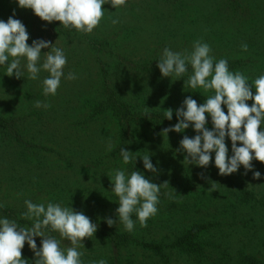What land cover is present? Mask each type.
I'll return each instance as SVG.
<instances>
[{"label": "rangeland", "instance_id": "rangeland-1", "mask_svg": "<svg viewBox=\"0 0 264 264\" xmlns=\"http://www.w3.org/2000/svg\"><path fill=\"white\" fill-rule=\"evenodd\" d=\"M229 3H233L230 8ZM236 4L248 7L251 16L245 17L242 11H236ZM103 9V19L92 33L73 27L78 37L69 41L68 35L59 34L55 21H42L32 10L21 9L16 0H0V20L6 22L15 11L14 18L26 26L30 35L29 45L40 39L54 45L59 39L57 47L62 48L67 57L65 77L69 72L77 77L74 80L62 77L57 94L45 96L42 81L49 73L41 71L39 78L32 80L24 68L21 79H16L7 76V65H0V205H3L0 215L21 227H31L33 220L24 216L26 200L45 205L58 203L90 216L104 233L115 238L123 236L112 244L107 235L98 232L86 238L85 247L79 248L84 253L82 264L113 259V253L116 261L146 264L144 251L136 249L139 244L133 243L157 239L168 244L192 226L211 220L245 223L243 226L261 221L255 215L258 210L252 203L242 202L241 194L245 191L263 195L264 163L253 160V171L245 174L241 166L236 173L221 176L215 166L214 152L207 168L183 162L186 153L177 149L183 136L196 135L192 127L183 133L170 132L167 138L161 135L163 130L158 133L145 124L136 123L130 146L125 149L133 153V159L125 164L122 156L116 154L117 121L107 107V110L102 108L106 98L102 97L100 70L104 67L102 64L115 66L113 79L118 81L122 91L124 100L121 102L136 109L180 108L188 96L203 104L214 95V90L184 88L191 70L185 78L184 75L163 77L157 67L163 50L191 52L194 42L200 41L211 47L215 61L244 58L248 63L245 70L239 72L246 77L264 75V0H126V6L115 9L105 4ZM220 10L224 13L221 16ZM113 20L118 23L114 24ZM249 25L254 27L252 37L243 33L237 35L239 31L245 33V29H250ZM244 44L248 46L246 52L242 51ZM99 47L114 49L117 59L108 61L97 53ZM36 100L50 106L37 108ZM252 103L254 101H248L249 106ZM223 110L227 107L223 106ZM36 115L37 123H34ZM177 122L166 123L164 127H173ZM12 124L17 135L11 132ZM207 126L213 129L209 117ZM109 139L111 150L108 149ZM226 144L231 156L230 138L226 139ZM144 155H150L158 174L144 168L140 158ZM117 169L129 176L132 171H139L157 185L169 183L161 188L158 212L147 220L146 227L140 225L135 213L132 214L133 231H127L119 222L116 215L119 198L112 191L113 176L110 175ZM254 171L261 173V179H253ZM209 179L217 183L212 190H209ZM234 192L237 196L232 194ZM110 217L117 220V224L107 229L105 221L99 220ZM45 234L60 240L62 248L71 246L69 240L50 228ZM35 239L37 247H41L42 238ZM129 239H134L133 243ZM260 245L256 246L262 250L263 245ZM232 247H235L233 251L239 249L235 244ZM22 256L28 264H34L36 257L27 243ZM178 263L183 264V261Z\"/></svg>", "mask_w": 264, "mask_h": 264}, {"label": "clouds", "instance_id": "clouds-1", "mask_svg": "<svg viewBox=\"0 0 264 264\" xmlns=\"http://www.w3.org/2000/svg\"><path fill=\"white\" fill-rule=\"evenodd\" d=\"M21 9H30L42 21L47 23L60 22L63 27H74L84 33H92L103 19L105 4L117 9L126 6V0H16ZM13 15L5 22L0 20V65H7V76L21 79L23 69L26 68L29 78L36 80L41 71L49 73L42 81L45 96L57 94L62 77L74 80L77 77L69 72L65 77L64 68L67 57L62 48L53 45L51 41L34 40L31 45L30 35L26 26ZM113 23H118L113 20ZM44 49L49 51L44 52ZM248 46L242 45V51ZM212 49L207 43L194 42L191 52H174L169 48L163 50L157 64L163 77L175 75L181 77L188 73L189 65L192 74L184 81V88L197 87L205 91L214 90L205 103L198 104L191 96L186 97L182 106L176 110L178 122L169 128L163 129L161 135L168 138L170 132L183 133L192 127L196 135L183 136L178 152L186 153L183 162L207 168L215 153V166L219 175L229 176L236 173L241 166L245 174L253 171V160L264 163V75H260L253 85L248 83V77L241 72L229 70L228 61H215L211 55ZM11 61L9 62V60ZM22 61H26L23 63ZM42 61V63H41ZM248 101H254L249 106ZM50 105L35 101V107H49ZM227 107V114L223 110ZM167 120L173 118V110H165ZM211 117L213 129L208 128V119ZM231 139V152L226 139ZM238 144L240 146H238ZM108 149H112L109 139ZM123 162L128 164L133 159V153L120 149ZM144 168L155 174L158 169L150 159V155L140 157ZM137 161V160H136ZM111 179L112 191L119 198V207L116 215L119 222L129 232L134 230L135 222L132 214L135 213L140 225L147 226V220L158 212L159 194L162 187L169 183L165 181L157 185L147 179L139 171H132L130 176L123 170H115ZM201 178L204 176L201 174ZM253 179H261V173L254 171ZM212 190L217 184L209 179ZM26 219L33 220L31 227H21L14 220L0 218V264H28L22 256V250L27 243L35 254L34 264H82L85 247L83 241L90 239L98 230V225L83 212L74 211L71 207H62L58 203L47 205L33 203L26 200ZM3 205H0L2 207ZM109 227L117 224V220L107 218ZM58 232L61 237L69 240L71 246L62 248L60 240L45 234L46 229ZM36 237L41 239V247H37ZM93 264H107L105 259Z\"/></svg>", "mask_w": 264, "mask_h": 264}, {"label": "trees", "instance_id": "trees-1", "mask_svg": "<svg viewBox=\"0 0 264 264\" xmlns=\"http://www.w3.org/2000/svg\"><path fill=\"white\" fill-rule=\"evenodd\" d=\"M233 2V1H232ZM234 3V2H233ZM233 3H229L228 7H232ZM235 10L242 11L245 17L251 16L250 10L246 6H241L240 4H236ZM223 11H219V15H223ZM254 18V16H252ZM57 23V29L59 34L68 35L69 41H74L73 38H77L78 35L76 31H74L73 27L65 28L61 25L60 22ZM243 25H248L247 23H243ZM250 26V25H249ZM253 26H250V29H245L244 32H238L237 35L243 33L244 35L253 36ZM264 45V44H263ZM110 48V47H109ZM97 53L103 54L104 58L108 61L111 59H117L116 52L114 49H105L97 48ZM257 53V51H256ZM228 61L229 70L232 72H239L242 69L245 70L246 63H248L247 59L238 58ZM107 64H102L104 67L100 70L101 72V83L104 88L103 95L106 99H104L102 108L109 110L111 115L117 121L119 126V132L117 133L118 140V148L116 149V154L120 155L121 148H128L130 146V137L133 127L136 123H140L142 125L145 124L149 128L158 131L161 133L165 127L164 125L172 124L178 121L176 116V108L173 107V118L171 121L167 120L165 115L166 109H136V107L127 104L122 97V91L119 90V83L115 79V74L112 71L115 66H110ZM190 69L191 66L189 65ZM114 77V79H113ZM249 84L253 85L257 76H247ZM185 78V75L183 76ZM252 78H254L252 80ZM195 98V97H192ZM105 109V110H107ZM227 114V110H224ZM33 114V113H32ZM37 116L32 120L34 123H37ZM211 120V117L208 116ZM207 117V119H208ZM32 119V118H31ZM11 128V125H10ZM11 132L15 135V126L11 128ZM72 156V153H71ZM237 196V193H232ZM263 195H259L258 193H248L242 192V202L244 203H252V207L256 208L258 212L255 214L261 218V221L258 223L249 224L248 226H243L245 223L232 222L229 223L227 221H210L204 225H195L188 229L184 235L178 237L176 240L173 238L165 244L164 241L153 239L151 241H142L139 243H133L134 239H129L133 244H139L135 246L136 249L140 248L144 251L143 259H146V264H179L178 262L183 261V264H264V192ZM256 196L258 198H256ZM217 210V209H216ZM219 212V211H217ZM91 221L93 219L88 216ZM0 218H5L0 215ZM111 218V217H110ZM257 218V217H256ZM105 221V227L108 229L109 226ZM94 223V222H93ZM252 223V221H251ZM101 235H107L111 244L116 243V239L111 234H106L102 230H97ZM109 233V232H108ZM235 244L237 249L233 251L235 247H232ZM257 244L263 245L262 250L261 247L256 246ZM166 250V252H164ZM241 251V252H240ZM240 256L238 257V255ZM234 255V257H232ZM116 256L113 253V259L108 258L105 259L107 264H126L122 263L119 260H115ZM236 259V260H234Z\"/></svg>", "mask_w": 264, "mask_h": 264}]
</instances>
